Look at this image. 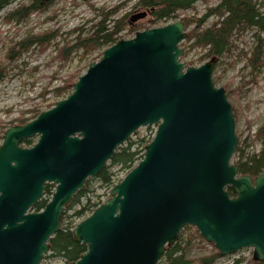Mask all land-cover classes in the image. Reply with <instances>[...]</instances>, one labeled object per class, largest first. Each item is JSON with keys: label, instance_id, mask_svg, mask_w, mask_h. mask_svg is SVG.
I'll use <instances>...</instances> for the list:
<instances>
[{"label": "water", "instance_id": "95a60500", "mask_svg": "<svg viewBox=\"0 0 264 264\" xmlns=\"http://www.w3.org/2000/svg\"><path fill=\"white\" fill-rule=\"evenodd\" d=\"M187 36L178 21L119 40L67 98L5 132L0 264H41L87 181L136 132L155 125L144 158L72 231L87 252L70 264H159L187 226L221 257L254 249V260L264 262V173L240 175L231 165L239 139L226 89L213 82L219 58L186 66L180 46ZM33 138L34 146L23 147ZM48 184L56 187L52 200L32 212Z\"/></svg>", "mask_w": 264, "mask_h": 264}, {"label": "rangeland", "instance_id": "374dc122", "mask_svg": "<svg viewBox=\"0 0 264 264\" xmlns=\"http://www.w3.org/2000/svg\"><path fill=\"white\" fill-rule=\"evenodd\" d=\"M138 1L92 0V5H88L81 0H56L46 12L33 14L27 22L17 24L16 22L8 23L6 20L7 15L22 5H29L30 0H7V6L0 12V146L3 144V136L8 129L21 125L19 120L22 118L30 119L32 117L31 111L35 108H39L44 112L47 111L49 105L60 101L55 97L54 91L62 87L71 75L80 73V77L83 76L89 65L99 61L100 55L103 53V50H100L89 56H84V52L80 51L68 63H62L55 59L57 45L62 43L61 39H57L44 53H41L38 47H32L22 56L11 58L10 49L14 43L24 39L32 30L38 33L53 30L59 31L60 35H65L75 28L83 26L85 31H88L92 25L88 22L96 19L97 13L95 10L99 8L109 11L118 7L119 12L112 19L125 18L127 23L130 22L131 25L137 28L132 35H126L123 39H132L137 32L167 25H154L156 18L153 16V10L139 6ZM219 3L220 0L198 1L192 10L181 12L178 21L194 19V24L188 29L186 28L188 34L198 24L196 20L201 19L210 9L216 8ZM257 7L264 17V0H258ZM142 13H147V17L132 22L135 15ZM217 21L218 18H210L205 23V27H209ZM171 23L175 22L171 21L169 24ZM233 42L234 48L231 54L224 55L219 59L213 80L215 78L219 79V83L216 84L217 88L223 87L231 92L229 101L233 108L238 111L239 116L236 120V133L241 136L244 149L246 150L247 145L249 147L247 152L258 153L264 146V139L262 141L255 140L257 131L264 125V68L256 78L255 74H252L248 60L252 57L255 47L264 42V33L254 29L238 37L236 36ZM191 44L192 42L182 47L185 50L182 62L186 66L199 67L207 62L202 60L207 50L192 49ZM156 132V127L141 128L132 136L133 142L147 138L151 139V143ZM31 140L33 143L31 146L24 143L23 147H32L38 141L37 138ZM148 144L139 147L142 155L145 153V147ZM238 157L239 155L236 152L231 163L237 164ZM107 166H110V161ZM110 172L115 173L116 176L108 187L102 186L96 178L89 179L92 180L90 192L81 199L80 205H76L69 212L68 216L73 215L75 211L80 209V206H84L90 199H92V203L99 202L101 205L107 202L117 180H123L128 174L127 171H119V168H112ZM88 216L82 219L68 220L67 223L74 221L71 225V231ZM197 234L201 236L200 232L194 227H189L184 234L185 240L190 236L193 238V243L188 251V256L191 259L210 255L214 250H217L201 236L202 241ZM253 253L254 249H245L234 255L221 257L216 264H234L238 259L243 261L242 264H247L251 259L253 261ZM41 264H64V262L57 258H48Z\"/></svg>", "mask_w": 264, "mask_h": 264}, {"label": "trees", "instance_id": "16d2710c", "mask_svg": "<svg viewBox=\"0 0 264 264\" xmlns=\"http://www.w3.org/2000/svg\"><path fill=\"white\" fill-rule=\"evenodd\" d=\"M56 0H30L29 5H22L12 13L7 15V22H27L33 14H41L46 12ZM82 2L92 5V0H81ZM201 0H139L138 5L144 8L153 10V16L156 18L154 25L169 24L171 21L177 22L179 14L184 11L192 10L196 3ZM7 0H0V12L7 6ZM258 0H220L219 5L216 8L210 9L201 19L196 20L198 24L188 32V36L185 42L181 44V47L192 42L190 47L192 49L207 50L203 56V61H208L212 57L221 58L224 55L231 54L234 48L233 39L237 36L243 35L252 30H258L264 33V17L258 9ZM96 19L88 22L92 24L88 31H85V27L75 28L74 30L60 35L59 31H47V32H34L29 31L28 35L21 41L14 43L10 49V57H20L25 52H28L32 47H38L41 53L48 50L50 45L57 39H61V45H57V51L55 59L62 63H68L73 57L80 51L85 55H91L100 50H105L116 44L119 40L123 39L126 35H132L137 28L127 23L125 18L113 20L112 18L119 12V8H112L107 11L104 8L95 10ZM210 18H218L217 22H214L209 27H205V23ZM186 28L188 29L194 24V19L182 20ZM139 29V28H138ZM124 32H127L124 34ZM60 46V47H59ZM101 56V55H100ZM247 56V55H246ZM249 66L252 70V74H255L256 78L262 73L264 68V42L258 44L252 52V57L248 60ZM80 73L71 75L64 83L62 87L57 88L54 91V95L58 100H62L71 94L73 85L78 81ZM215 85L219 83V79H214ZM227 91L228 99L231 92ZM57 102V101H56ZM55 102V103H56ZM51 104L47 107L51 109L55 106ZM32 112L30 119H20L21 125H26L32 120L36 119L43 110L35 108ZM233 113L238 120V111L233 108ZM150 129V128H149ZM134 136V135H133ZM137 136V135H136ZM239 143L237 147V154L239 155L237 165H239L240 175H249L253 178L259 176L264 172V146L258 153H249L243 147L241 143V136L238 135ZM264 139V125L257 131L255 140L262 141ZM151 139L143 138L137 142H133V137L120 147L115 156L110 161V166H106L101 173L96 177L101 185L108 187L112 184L115 173H111L112 168H119V171L126 172L131 171L136 163L143 159V155L139 147L150 143ZM24 143L31 146L32 140H27ZM91 182L87 181V189L80 192L73 200V202L67 207L65 214L61 219V230L51 240V255L45 257L57 258L64 264H70L77 261L81 255L87 251V246L74 241L71 231L72 223L76 220L82 219L92 214L101 203H92V199L88 200L84 206H80L78 211H75L73 215L68 216L76 205L81 204V199L85 197L90 191ZM53 185L47 186L46 197L37 203L34 207V211H42L46 204L50 201L53 191ZM231 197H235L233 188L228 187ZM189 227L185 228L179 237L178 242L171 248H168L163 255L160 264H216L221 258L219 252L214 250L210 255L191 259L188 256V251L193 243V238L190 236L185 240L184 234ZM198 237L203 241L201 236ZM234 264H242L237 260ZM247 264H264V262L255 261L253 258Z\"/></svg>", "mask_w": 264, "mask_h": 264}, {"label": "bare ground", "instance_id": "6f19581e", "mask_svg": "<svg viewBox=\"0 0 264 264\" xmlns=\"http://www.w3.org/2000/svg\"><path fill=\"white\" fill-rule=\"evenodd\" d=\"M126 33H127V32H126ZM126 33H125V34H126ZM106 49H107V48H106ZM106 49H105V50H106ZM105 50H103V51H105ZM238 260L241 261V262L243 263V261H242L241 259H238Z\"/></svg>", "mask_w": 264, "mask_h": 264}]
</instances>
